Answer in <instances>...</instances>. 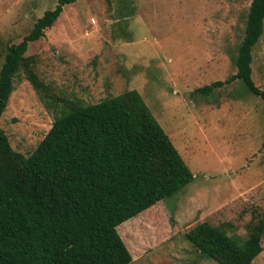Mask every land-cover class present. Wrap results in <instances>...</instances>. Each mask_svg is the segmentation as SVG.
<instances>
[{"label":"rangeland","instance_id":"1","mask_svg":"<svg viewBox=\"0 0 264 264\" xmlns=\"http://www.w3.org/2000/svg\"><path fill=\"white\" fill-rule=\"evenodd\" d=\"M250 1L77 0L29 45L0 118L13 150L29 155L64 101L135 89L191 171L176 194L118 225L136 253L131 264H219L186 230L207 221L244 239L264 212V100L240 79L195 91L236 72ZM56 2L0 0V66L6 47ZM252 56L251 78L264 91V20ZM29 69L47 86L45 98ZM261 243L253 264H264Z\"/></svg>","mask_w":264,"mask_h":264},{"label":"trees","instance_id":"2","mask_svg":"<svg viewBox=\"0 0 264 264\" xmlns=\"http://www.w3.org/2000/svg\"><path fill=\"white\" fill-rule=\"evenodd\" d=\"M75 1L57 0L21 40L6 47L0 66V118L15 76L30 58L29 45ZM263 20L264 0H251L236 72L196 92L208 93L240 79L264 100V91L251 78L252 49L263 33ZM27 78L42 99L48 96L32 69ZM191 179L177 148L135 89L91 104L64 101L27 156L12 149L0 127V264H131L136 253L126 244L127 249L118 225L173 196ZM248 231L242 239L229 235L223 225L201 221L185 237L219 264H253L263 249L264 212Z\"/></svg>","mask_w":264,"mask_h":264}]
</instances>
